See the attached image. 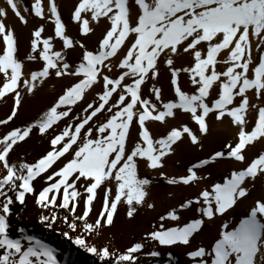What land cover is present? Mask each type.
Masks as SVG:
<instances>
[{"label": "snow or ice", "instance_id": "6c2138e0", "mask_svg": "<svg viewBox=\"0 0 264 264\" xmlns=\"http://www.w3.org/2000/svg\"><path fill=\"white\" fill-rule=\"evenodd\" d=\"M5 4L0 7V102L11 104L0 118L5 129L0 131V264H59L56 249L23 234V228L20 238L11 235L12 207L25 205L28 196L41 225L67 229L61 234L100 264H138L143 240L123 251L89 241L114 224L120 207L129 220L141 208L155 209V176H141V166L167 185L199 187L209 181L199 173L220 162L229 165L222 181L204 184L194 198L166 210L145 239L188 247L190 264H264V196L254 198L238 222H223L209 245H192L205 222L224 217L257 183L264 186V150L246 155L250 147L264 145V0H75L70 20L80 36L86 39L105 25L91 49L68 35L57 0H34L31 10L23 0ZM22 8L42 21L30 32L24 58L15 29L6 23L10 9L27 26ZM49 22L54 35L43 37ZM57 38L60 50L54 47ZM77 48L79 62L69 61L68 50ZM182 56L189 58L188 66H177ZM26 62L38 67L26 72ZM162 65L174 93L167 100L158 86ZM182 74L191 92L182 89ZM53 77L70 83L31 122L10 127L25 97L35 96ZM178 114L196 127L168 128ZM212 121H227L232 138L185 174H168L166 161L178 142L187 138L202 150ZM151 124L167 130L154 136ZM33 135L48 147L31 161L17 156L16 149ZM193 207L196 216L181 225L180 212Z\"/></svg>", "mask_w": 264, "mask_h": 264}, {"label": "bare ground", "instance_id": "6f19581e", "mask_svg": "<svg viewBox=\"0 0 264 264\" xmlns=\"http://www.w3.org/2000/svg\"><path fill=\"white\" fill-rule=\"evenodd\" d=\"M1 106L2 105H0V107ZM4 117L5 116H1L0 114V118ZM25 123L26 122H21L15 118L14 122H10L9 126H23ZM229 128L231 127L227 121H225L223 124L212 121L211 134L207 138L206 145L216 147L221 146L225 142L227 130H229ZM4 130L5 129L0 126V131ZM178 145L179 154L177 157L180 162L179 165L175 166L173 160L171 159L172 157H169L170 159H167L165 169L168 174H175L177 176L178 174L181 175V173H183V167L188 162H192L193 160L197 159L198 157H202V155L205 154L204 149H195L185 141L180 142ZM46 147H48V145L43 139H41L38 135H33L31 139L27 141V143H21V146L16 149V154L17 156L24 157L26 160L31 161L33 158H37ZM17 156H13V159L15 160ZM223 164L224 162H220L207 166L203 172H201V175L208 176L209 180L216 179V181H218L221 177H219L220 173L224 172V170H221ZM140 175H147V177L150 179L155 176L151 190V201L155 203V209L149 210L147 208H141L135 220H129L125 215V209L120 207L118 213L114 216V224L103 229L102 235L100 237L90 238L89 242L95 243L97 245L109 244L113 251H123L132 243L143 240L144 247L142 248L141 252L137 254L138 264H190V257L187 255L188 251L186 250V246H160L145 239L147 233L152 229V226L156 225L158 227L161 223L159 221V216L161 214H164L166 210L172 206L178 207L177 194L179 193L178 191L181 189V186L167 185L163 180L156 176L155 173H146L143 165L141 166ZM34 184L37 189L41 187V183L38 181L34 182ZM169 193H172V195L169 196ZM100 195L102 196V192ZM253 195L254 189H252L251 195L248 199L242 201L238 204V206L231 210L232 214L237 212L236 214L242 215V207L244 205L249 206L252 204L254 198ZM98 207L99 205H97V208ZM38 211L39 210L35 207L31 196L26 198L25 205L21 206L16 204L12 207V214L9 217V224L11 226L10 231L13 238H20L21 233L19 229L23 228V234L32 235L33 237L36 236V239H39L42 242L47 243L50 247L56 249L59 264H100L93 254L87 253L78 246L73 245L69 239L65 238L61 234L67 229L61 228L59 224L54 226V228L51 230L41 225L38 222ZM62 211L63 210H61V212ZM187 213H189V210L180 212L182 219L179 223L181 225L188 222L190 219L188 217L190 213L188 215ZM223 220L222 217H216L213 222H205L203 230L198 234V236H201V238L203 237L202 241L205 242L203 244H206V240L210 242V240H214L216 238L218 228L224 222ZM167 226H176V224L175 222H167ZM70 235L74 236L75 233H70ZM25 243L27 242L25 241ZM151 251H157L159 255L152 257Z\"/></svg>", "mask_w": 264, "mask_h": 264}, {"label": "rangeland", "instance_id": "374dc122", "mask_svg": "<svg viewBox=\"0 0 264 264\" xmlns=\"http://www.w3.org/2000/svg\"><path fill=\"white\" fill-rule=\"evenodd\" d=\"M33 2H34V0H23V7H27V8H29V10H31V5ZM74 2H75V0H57V3L60 6V12L62 13L63 21L67 25V33L69 36L80 38L86 44V46L91 49V48L96 46V42H97L98 38L101 36L105 25L102 22L100 27H96L95 32L93 34H90L86 39L84 37L80 36V34L78 32V28L76 27L75 23H73L70 20V13L72 11V6H73ZM0 7H6L5 0H0ZM21 11H22V14L25 15L29 21L27 26L21 24L19 22L18 18L14 16V14L11 12L10 9H9V14H8V18L6 20V23L15 29L16 35L19 37V56L21 58H24L25 53L29 50L30 32L34 26L42 23V21H40L38 18H34L32 16H29L28 13H24L23 8L21 9ZM93 27H95V25H93ZM48 35H54V25H52L50 22L48 25H46L45 32L42 33L43 37H47ZM61 44H62V42L59 41V39L57 38V40L55 41V44H54L55 49L60 50ZM79 55H80V50L78 48L75 51L68 50V52H67V58L69 59V61H75L78 63L79 62V59H78ZM254 55H256L255 52H254ZM176 63H177V66H180V65L188 66V64L190 63V60L187 56H182V57L177 59ZM37 67H38V65L35 62H26L25 71L27 72L29 69L34 70ZM168 75L169 74L166 72V70L164 69V67L162 65L161 66V77H160V81H159L158 86L162 87L163 97L165 100L170 99V98H174V93L170 90V87H169ZM69 83H70V80L68 78H64L62 80H58L55 77L50 78L45 83V85L36 93L35 96H26L25 97L24 104L21 107V109L19 111V115H18V117H16V119L20 120L21 122H27V121L31 122L42 110H44L46 108V106L50 103V101L54 98V96L61 91L62 85H67ZM180 85L184 91H187V92L192 91V86L188 82L186 74L181 75ZM91 98L92 97L89 96V99H91ZM254 102H256V101H254ZM10 104H11V101H9L8 104H4V103L0 102V105H2L1 106L2 108L0 107L1 116H6L5 114H8ZM184 123H187L192 127H196L194 125V122H191L189 120L188 116L184 115V114H178L177 119H169L167 127L168 128L173 127V126L179 127L180 124H184ZM149 127L151 128V131H152L154 136H158L161 133H165L167 130V128L165 126H162L159 124H156V125L151 124V125H149ZM233 133H234L233 128H229V130H227V137L225 139V142L232 138ZM208 136H206L202 140L203 149L205 150V154H203L202 157H198L197 159L193 160L192 162H188L183 167L184 169L182 170L183 173H181V175L185 174L186 168L191 166V164L198 162L199 159L206 158L209 153L213 152L214 150H219L221 148V146L216 147V146L206 145ZM184 141L187 144H190V146H193V145H191L189 139L185 138L182 140V142H184ZM179 143L180 142H178V144ZM193 147L195 149L201 150L200 148H198L196 146H193ZM175 148H176L175 153L173 155H171L170 158L172 157L171 159L173 160L174 165L177 166L180 163L179 159L177 157L179 154V151H178L179 145L175 146ZM259 150H264V145L257 144L255 148L250 147L247 150L246 155L249 158H252L254 156V154L257 153ZM236 166L239 167L238 165H236ZM228 167H229V165H227L225 163L223 164V167H221V170H224V172L220 173L219 177L220 176L221 177L219 178V180L217 182L222 181L224 174H225V171ZM203 170L201 172H203ZM201 172H200V174H201ZM179 175L180 174H178V176ZM211 181H216V179L209 180V182H211ZM209 182L208 181L201 182L199 187L180 185L181 189L178 191L179 193L177 194L178 195L177 205L179 206V204L181 202H183L186 198H194L196 193L204 187V184L209 183ZM255 186H256L255 187L256 189L254 188L253 197L256 198V197L264 196L263 195L264 194V186H262L260 183H257ZM246 207L248 208V205H246V206L244 205L242 207L243 208L241 210V211H243L242 215L236 214L237 212L232 214L231 210H229V212L226 213L227 215L225 214V216L222 217V220L224 219L223 220L224 222L225 221L229 222L230 225L236 223L238 221V218H242L243 214L246 212V211H244L245 209H247ZM189 213H190V215L188 216L189 218L195 217L196 216L195 207H193L191 210H189ZM189 213H187V215ZM204 226H205V224H204ZM34 237L36 238V236H34ZM202 240H203V237L201 238V236L196 235L195 238L192 240L193 247L198 246V245H202L203 243H205ZM212 241L213 240H210V242H208L206 240V244H203V245L207 246ZM186 250L189 251L190 249L188 247H186Z\"/></svg>", "mask_w": 264, "mask_h": 264}]
</instances>
